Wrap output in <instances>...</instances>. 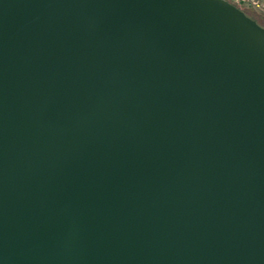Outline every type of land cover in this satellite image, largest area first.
<instances>
[{
    "label": "water",
    "instance_id": "obj_1",
    "mask_svg": "<svg viewBox=\"0 0 264 264\" xmlns=\"http://www.w3.org/2000/svg\"><path fill=\"white\" fill-rule=\"evenodd\" d=\"M0 264H264V26L0 0Z\"/></svg>",
    "mask_w": 264,
    "mask_h": 264
},
{
    "label": "built area",
    "instance_id": "obj_2",
    "mask_svg": "<svg viewBox=\"0 0 264 264\" xmlns=\"http://www.w3.org/2000/svg\"><path fill=\"white\" fill-rule=\"evenodd\" d=\"M244 11H253L264 16V0H226Z\"/></svg>",
    "mask_w": 264,
    "mask_h": 264
},
{
    "label": "trees",
    "instance_id": "obj_3",
    "mask_svg": "<svg viewBox=\"0 0 264 264\" xmlns=\"http://www.w3.org/2000/svg\"><path fill=\"white\" fill-rule=\"evenodd\" d=\"M246 13H247L251 18H253L254 20H256L259 24H261L262 26H264V23L255 17V15H254L255 12H253V11H246Z\"/></svg>",
    "mask_w": 264,
    "mask_h": 264
},
{
    "label": "rangeland",
    "instance_id": "obj_4",
    "mask_svg": "<svg viewBox=\"0 0 264 264\" xmlns=\"http://www.w3.org/2000/svg\"><path fill=\"white\" fill-rule=\"evenodd\" d=\"M254 15H255V17H256L257 19H259L260 21H262V22L264 23V16H262V15H260V14H257V13H255Z\"/></svg>",
    "mask_w": 264,
    "mask_h": 264
}]
</instances>
